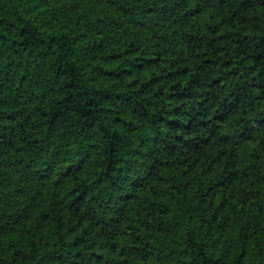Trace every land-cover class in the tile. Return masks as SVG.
<instances>
[{"label": "trees", "instance_id": "1", "mask_svg": "<svg viewBox=\"0 0 264 264\" xmlns=\"http://www.w3.org/2000/svg\"><path fill=\"white\" fill-rule=\"evenodd\" d=\"M0 264H264V0H0Z\"/></svg>", "mask_w": 264, "mask_h": 264}]
</instances>
